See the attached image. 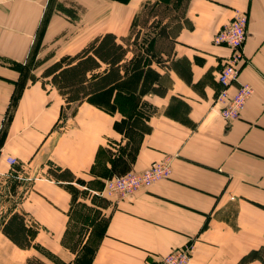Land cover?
Here are the masks:
<instances>
[{
  "label": "crops",
  "instance_id": "crops-1",
  "mask_svg": "<svg viewBox=\"0 0 264 264\" xmlns=\"http://www.w3.org/2000/svg\"><path fill=\"white\" fill-rule=\"evenodd\" d=\"M178 2L126 4L119 13L134 15L137 53L119 61V80L79 102L67 106L50 77L33 72L4 133L14 84L0 83V206L5 221L23 216L32 243L20 248L1 232L7 249L0 252L38 253L37 244L40 252L67 253L64 239L81 227L78 211L91 222L90 207L105 218L90 264H152L191 242L190 264H236L264 244V0ZM236 10L248 18L238 81L253 95L239 118L224 120L215 99L228 50L213 36ZM122 20L119 29L127 31L117 42L126 46L131 25ZM105 68L101 63L88 76ZM135 122L143 126L130 130ZM169 155L170 176L146 189L102 201L88 192L102 186L93 188V180L141 171ZM90 228L85 238L95 232Z\"/></svg>",
  "mask_w": 264,
  "mask_h": 264
},
{
  "label": "rangeland",
  "instance_id": "rangeland-1",
  "mask_svg": "<svg viewBox=\"0 0 264 264\" xmlns=\"http://www.w3.org/2000/svg\"><path fill=\"white\" fill-rule=\"evenodd\" d=\"M183 2L179 0V7L182 6ZM129 3L133 4V0H0V83L5 85L6 80L8 83L13 80L14 93L17 87L26 83L28 74L43 70L55 58L63 59L67 55H70L71 51L85 40L89 39L86 42L87 44L93 38L102 35L104 31L105 33H116V37H118L119 33H124L126 29H119L123 18H128L130 23L133 21V26L129 23L131 27H128L131 29L133 27L135 30L136 27L134 25L137 22L134 21V15L131 12L130 14L119 13L121 10L127 12L129 7L126 4ZM160 9L165 11L163 7ZM127 33V36H130L132 32L129 29ZM0 90H3V88L0 87ZM10 106L11 101L7 113H5L1 132H3V126L6 122V116L9 114V109H11ZM141 125V122H135L129 126V129H139ZM159 160H164V157ZM129 171L132 170L125 171L124 173H114L103 182L93 180L90 184L94 186L93 188H97L102 184L98 190L96 189L97 191H88L94 196L93 200L100 199L102 201L108 197L124 198L162 180H157L124 197L115 195L105 189V184L108 180L115 176L124 175ZM77 191L80 190L75 188V192ZM81 192H85V190L82 189ZM259 206L264 208L262 205ZM81 208L82 206L79 207L80 210ZM90 208L92 209L90 212L93 214L91 222L84 223V220L90 218L89 215L87 216L86 210L78 211L77 218H81L82 223L80 219L77 224L81 225V227L76 228L75 232L70 231L67 233L64 239L69 245L67 253L48 254L40 252L43 248L35 244V250L39 251L38 253L25 252L15 256L12 253L0 252V264H23L27 257L34 255L39 256L48 264H90L91 255L96 242L99 240L98 231L105 224V218L100 210L96 207ZM80 213H82V216ZM6 215L4 208L0 206V234ZM90 227L95 232L92 237L85 238L86 233L83 234V232L85 229H91ZM72 234L74 235L71 236ZM75 234H78V236L76 237ZM4 243L5 241L0 239V250L2 251L7 249ZM183 247H190L192 254V242L184 243L172 249ZM260 247L243 252L236 264H263L256 253ZM76 250L77 253H75Z\"/></svg>",
  "mask_w": 264,
  "mask_h": 264
},
{
  "label": "trees",
  "instance_id": "trees-1",
  "mask_svg": "<svg viewBox=\"0 0 264 264\" xmlns=\"http://www.w3.org/2000/svg\"><path fill=\"white\" fill-rule=\"evenodd\" d=\"M131 32L130 36L122 38L126 46L118 43L116 35L112 32H106L97 36L75 54L67 55L60 60L52 61V63L42 70V75L50 77V82L64 98L67 106L72 102H79L90 93L101 90L121 78V74L119 73V61L128 51H131L133 55L137 53L134 46H136L138 42V31L132 28ZM101 63L106 65L104 71L95 76H88V72L99 68ZM27 79L34 80L35 75L33 73L28 74ZM25 84L26 83L17 87V90L12 94L11 109H9V114L6 116V122L3 126L2 133H4L8 127L12 110L15 108L16 101ZM51 172L59 177L63 171L57 173L52 170ZM26 230L27 227L24 223L23 216L18 213L12 214L3 223L1 229L2 233L7 238L23 249L32 246V243L25 234ZM256 253L264 264V245H262ZM23 264L48 263L39 256L34 255L27 257Z\"/></svg>",
  "mask_w": 264,
  "mask_h": 264
},
{
  "label": "built area",
  "instance_id": "built-area-1",
  "mask_svg": "<svg viewBox=\"0 0 264 264\" xmlns=\"http://www.w3.org/2000/svg\"><path fill=\"white\" fill-rule=\"evenodd\" d=\"M246 12L236 10L233 17L224 23L213 36V43L222 45L228 53L224 57L218 74L220 85L215 101L220 105L219 115L223 119H235L244 111L248 99L253 94L249 84L238 81L239 73L245 62L244 43L247 38ZM173 156L164 160L153 161L146 169L129 171L124 175L108 180L105 189L115 195L124 197L151 183L167 178L171 173ZM10 165L16 163L14 157H8ZM191 248L183 247L170 250L152 264H189Z\"/></svg>",
  "mask_w": 264,
  "mask_h": 264
}]
</instances>
